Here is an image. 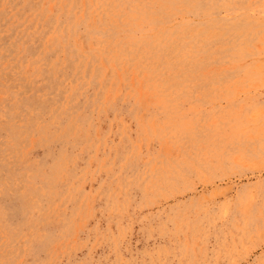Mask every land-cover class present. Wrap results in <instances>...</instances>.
<instances>
[{
	"label": "rangeland",
	"instance_id": "obj_1",
	"mask_svg": "<svg viewBox=\"0 0 264 264\" xmlns=\"http://www.w3.org/2000/svg\"><path fill=\"white\" fill-rule=\"evenodd\" d=\"M0 264H264V0H0Z\"/></svg>",
	"mask_w": 264,
	"mask_h": 264
}]
</instances>
